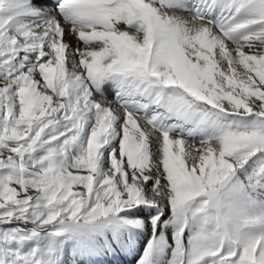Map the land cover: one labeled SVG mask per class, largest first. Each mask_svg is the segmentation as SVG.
Listing matches in <instances>:
<instances>
[{"label":"snow or ice","instance_id":"6c2138e0","mask_svg":"<svg viewBox=\"0 0 264 264\" xmlns=\"http://www.w3.org/2000/svg\"><path fill=\"white\" fill-rule=\"evenodd\" d=\"M0 264H264V0H0Z\"/></svg>","mask_w":264,"mask_h":264},{"label":"bare ground","instance_id":"6f19581e","mask_svg":"<svg viewBox=\"0 0 264 264\" xmlns=\"http://www.w3.org/2000/svg\"><path fill=\"white\" fill-rule=\"evenodd\" d=\"M69 39L72 41L73 44H75V38L74 37H69Z\"/></svg>","mask_w":264,"mask_h":264}]
</instances>
